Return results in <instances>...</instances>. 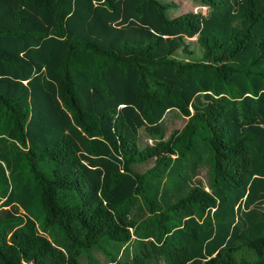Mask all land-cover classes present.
<instances>
[{"label":"trees","instance_id":"16d2710c","mask_svg":"<svg viewBox=\"0 0 264 264\" xmlns=\"http://www.w3.org/2000/svg\"><path fill=\"white\" fill-rule=\"evenodd\" d=\"M197 1L0 0V264H264V0Z\"/></svg>","mask_w":264,"mask_h":264},{"label":"rangeland","instance_id":"374dc122","mask_svg":"<svg viewBox=\"0 0 264 264\" xmlns=\"http://www.w3.org/2000/svg\"><path fill=\"white\" fill-rule=\"evenodd\" d=\"M163 1H170L174 2L176 6L174 8H169L167 13L170 17H174L181 12L184 11H202L203 13H207L208 6L202 4L200 1L197 0H163ZM184 122V116L179 111L176 110H169L163 120V129L166 134H168L172 128L179 126L181 123ZM99 256L103 257L101 253L96 252ZM105 262V261H104Z\"/></svg>","mask_w":264,"mask_h":264}]
</instances>
